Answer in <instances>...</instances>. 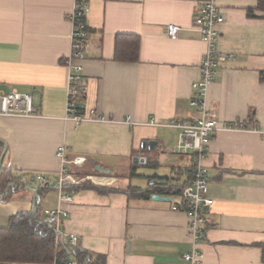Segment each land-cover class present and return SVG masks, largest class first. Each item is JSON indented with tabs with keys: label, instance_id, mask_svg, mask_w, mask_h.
<instances>
[{
	"label": "crops",
	"instance_id": "1",
	"mask_svg": "<svg viewBox=\"0 0 264 264\" xmlns=\"http://www.w3.org/2000/svg\"><path fill=\"white\" fill-rule=\"evenodd\" d=\"M259 2L217 0L225 14L219 48L232 57L220 63L206 100L230 128L217 132L206 148L214 203L206 209L200 264H264V10ZM74 3L0 0V95L31 93L37 108L36 116H0V155L7 146L0 229L12 216L32 213L55 232L56 249L50 262L0 264H191L183 256L193 245L183 190L190 183L192 152H178V129L149 122L190 120L199 113L191 100L207 47L194 25L200 2L89 0L82 111L112 121L82 123L62 119ZM170 23L181 28L175 37L166 33ZM118 35L127 36L121 43L139 37L137 61L116 57ZM62 144L68 147L64 165L57 155ZM62 166L72 178L62 191L73 199L63 204Z\"/></svg>",
	"mask_w": 264,
	"mask_h": 264
},
{
	"label": "built area",
	"instance_id": "2",
	"mask_svg": "<svg viewBox=\"0 0 264 264\" xmlns=\"http://www.w3.org/2000/svg\"><path fill=\"white\" fill-rule=\"evenodd\" d=\"M200 12L195 17L194 25L198 28L206 43V50L201 61V76L192 85L195 92L191 100V105L196 107L199 113L190 120L171 119L165 122L152 120L151 125L178 129L180 131L177 143V150L181 153L192 152V164L189 167L190 183L183 190V197L188 203L187 216L192 238V249L184 253V259L191 264H200L202 252L198 245L202 240L204 226L209 221L206 216V209L214 203V198L208 195L210 173L204 165L206 158V148L213 139V136L226 128L221 123L214 111L207 104V91L209 85L217 79V72L222 61L230 59L231 54L224 53L219 48L220 27L225 22L224 10L218 5L217 0H199ZM91 10L89 0H75L70 12L72 22L71 52L66 58L65 65L69 69L67 80V100L66 111L62 119L68 122H109L112 121L108 116L98 112L88 114L83 112L81 95L84 92L82 85L83 64L85 53L88 48L89 29L87 17ZM180 26L170 23L166 27V33L170 37H175L180 32ZM21 116L31 117L37 115V108L34 106L33 94L19 92L17 90L8 94L0 95V116ZM126 122H131L127 118ZM68 147L65 144L59 146L57 155L62 165L67 162ZM75 162H81L75 159ZM70 176L67 175L64 166L61 168L60 176V202L70 203L73 199L62 190L68 182ZM45 183L46 179L39 176ZM72 179V178H70ZM74 181V179H73ZM63 208V207H61ZM51 211V214L60 213ZM65 214L67 212L64 211ZM72 242H77L78 237L71 235ZM58 264H77L71 260H63Z\"/></svg>",
	"mask_w": 264,
	"mask_h": 264
},
{
	"label": "trees",
	"instance_id": "3",
	"mask_svg": "<svg viewBox=\"0 0 264 264\" xmlns=\"http://www.w3.org/2000/svg\"><path fill=\"white\" fill-rule=\"evenodd\" d=\"M259 1V8L264 10V0ZM123 37L127 36H117L116 57L123 61H137L139 37L131 35L127 42L121 43ZM38 222L39 218L28 212L12 216L9 226L0 229V260L28 262L53 260L56 252L55 232ZM59 249L67 251L63 245H59Z\"/></svg>",
	"mask_w": 264,
	"mask_h": 264
},
{
	"label": "water",
	"instance_id": "4",
	"mask_svg": "<svg viewBox=\"0 0 264 264\" xmlns=\"http://www.w3.org/2000/svg\"><path fill=\"white\" fill-rule=\"evenodd\" d=\"M6 152H7V146L4 147V150L3 152L1 153L0 155V172H1V169H2V166H3V162H4V159H5V156H6ZM153 183H159V184H164L165 182H158V181H153ZM153 198H156V199H165L164 196H161V195H154ZM35 208L33 209V213H35Z\"/></svg>",
	"mask_w": 264,
	"mask_h": 264
},
{
	"label": "rangeland",
	"instance_id": "5",
	"mask_svg": "<svg viewBox=\"0 0 264 264\" xmlns=\"http://www.w3.org/2000/svg\"><path fill=\"white\" fill-rule=\"evenodd\" d=\"M145 173V172H144ZM135 182V181H134ZM137 182V181H136Z\"/></svg>",
	"mask_w": 264,
	"mask_h": 264
}]
</instances>
